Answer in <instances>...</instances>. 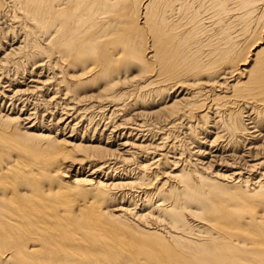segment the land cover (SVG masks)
Returning <instances> with one entry per match:
<instances>
[{
    "label": "bare ground",
    "instance_id": "6f19581e",
    "mask_svg": "<svg viewBox=\"0 0 264 264\" xmlns=\"http://www.w3.org/2000/svg\"><path fill=\"white\" fill-rule=\"evenodd\" d=\"M193 1L0 0V80L16 87L0 91V264H226L234 256L250 263L245 259L257 252L252 246L257 234L249 226L264 228V206L252 204L242 214L243 194L237 189L221 192L222 185L197 183L193 174L182 179L193 158L175 169L178 162L169 157L175 145L164 137L185 125L187 135L198 138L203 129L196 128L210 120L209 143L220 151L211 164L232 156L239 164L221 180L248 187L250 196L264 201V160L252 158L257 153L251 151L258 143L264 146V117L249 102L244 107L252 110L250 127L236 120L235 112L223 113L236 72L203 64L193 48V31L177 36L178 20H193L200 9ZM215 1L217 12L224 13L228 0ZM252 1L243 0L245 8ZM225 40L223 33L220 61L228 55L221 46ZM260 63L256 74L242 72L264 87V57ZM133 70L139 83L130 89ZM25 75L29 84L18 83ZM93 84L100 87L97 93L78 95ZM192 86L195 92L185 91ZM23 97L32 111L42 110V122L15 104L5 106ZM87 98L95 104L86 106ZM200 108L192 124L184 123ZM47 117H57L56 122L46 125ZM144 117L153 123L147 125ZM224 117L241 125L234 146L224 139L235 132L227 131ZM105 118L98 142L88 138L83 144L91 122L98 119L90 129L94 137ZM83 123L76 143L74 134ZM67 131L68 139L58 136ZM157 132L158 143L144 139ZM138 138L143 139L137 143ZM246 144L252 148L245 151ZM225 149L230 155L223 157ZM152 151L156 154L148 159ZM193 154L207 153L199 148ZM73 161L88 166L89 177L66 180ZM195 161L192 173L211 167ZM167 164L174 169L165 182L181 178V191L152 186L158 168Z\"/></svg>",
    "mask_w": 264,
    "mask_h": 264
},
{
    "label": "rangeland",
    "instance_id": "374dc122",
    "mask_svg": "<svg viewBox=\"0 0 264 264\" xmlns=\"http://www.w3.org/2000/svg\"><path fill=\"white\" fill-rule=\"evenodd\" d=\"M197 2L198 1H195V0L193 1V7H198L200 9L195 14L196 16L194 17L193 20L182 19V18H180L178 20V25H177V30H176L177 36L179 37V36H182L183 34H185L186 32L193 31L194 34H196V42L193 45V48L196 50V52H198V54H200V58H202L203 64H205V65H223V66H225V68L233 67L232 72H236V74L232 77V79H236V80L230 82V85L232 86V88H230L228 91H226V92H228V96H229L227 103L229 102L230 104L228 103V105L224 106L222 108V110H223V113H226V114H228L231 111L235 112V116H237L236 120L240 121L244 126L248 124L247 126L250 127V124L248 123L249 120H248L247 116L249 113H252V110L247 108L250 106H246V108H245L244 107L245 103L246 102L252 103L253 108H255L256 111L258 113H260V117L263 118L264 117V87L261 83L254 85V83L252 82V78H253L252 74H249L245 71L242 72V70L244 68L251 69L250 71L256 74V71L260 67V64H261L260 62L262 61V59L264 57V0H253L251 6H249L247 8H245V6L243 4V0H228L227 1L228 6H227L225 12L222 14L218 13L216 8L213 6L214 4H216L215 0H205L202 3H197ZM223 33L226 34V40L222 41L221 46L223 47L224 50H228V55H227L226 59L220 61L219 60L220 55L218 54L220 49H219L218 45H219V42L222 40ZM19 43L20 42H18V44ZM258 50H260L261 53L258 55V57H253V55ZM5 52H7V50ZM11 61H14V60H11ZM9 66H10V64H7L8 68L6 67V70L4 69L1 72L7 71V69H9ZM28 70L29 71L31 70L30 67L28 68ZM38 72H36V73H38ZM54 72H57V71H55V70L52 71L53 74H54ZM42 73H43V76L46 74L48 75L47 71H43ZM135 75L136 74L133 70V72H131L130 76H129L130 80H132V84L129 85L130 89H131V86L132 87L136 86L139 83V81L136 78L137 76L135 77ZM200 78L205 80V81L208 80L204 76H201ZM29 79H30L29 75H25V78H23L22 80L17 79V80H19V82L18 81H16V82H18V83L22 82L24 84H29L28 83ZM0 81H1V83H0L1 84L0 85V91H1L2 88H5L4 86H6L8 84H5L3 80H0ZM7 88L13 92L16 91L15 90L16 87H14V86L11 88L10 87H7ZM99 88H100L99 85L93 84L92 86L87 87L86 89H84L82 91H79L78 95L82 96L83 94L88 95L90 93H97ZM184 89H185V91L195 92L197 87L195 88L194 86H192V87H186ZM10 95H11V93H10ZM176 96H177V94H175L173 97L175 98ZM23 98H21L22 100L16 99V98H14V101L8 100L5 102V106L7 108H12V104H13V108H15L16 107L15 105H17L16 108H18L19 110H23L22 111L23 114H28V112L30 114L35 113L34 117L39 119L37 121L39 123L42 119V116H43L42 110L40 109V110H37L35 112L32 111V108H33L32 105L30 104L31 106H29V104H28L29 101H27V99H25V98H24V100H25L24 101ZM1 101L2 100L0 99V104H1ZM19 101H21V102H19ZM9 102L11 104H9ZM218 103H220L222 106L224 105L222 101H220ZM84 104L86 106L89 104H95V100H91V99L87 98L85 100ZM21 107H22V109H21ZM199 111L200 112L203 111L202 108L197 110V112L193 113V115L191 113V118H188V119L185 118L186 120L184 121V123L192 124L195 121L194 118L197 117V113ZM15 112L17 113V110ZM123 114H126V113L124 112ZM47 116H50V115L47 114ZM119 117H120V115L118 116V118ZM56 118L55 117H52V118L47 117V119L45 118L47 121L45 119L43 121H45L44 123L46 125H48L50 123V119H51L50 124H52V121L56 122ZM141 118L143 119V117H141ZM144 119L147 121V123H146L147 125L150 124V122L153 123V121H154L152 119L149 120L147 117H144ZM230 119L231 118L228 119L227 117H224V122L226 125L230 123ZM95 120L96 121L93 120L91 122V124L89 126L90 128L87 130L88 133H86V134H84V132H83L84 128L86 129V123H83V124H81V126H79L80 127L79 130L74 134L75 137H77V141H75L76 143L81 142V140H82L81 138H82L83 134H84V139H85V141L83 140L84 142H82L83 144H85L86 141L90 140L88 138H93L95 140V142H98L97 140L100 139L99 134L103 130V125H106L104 123H107V119L106 118L103 119L105 122L102 121L101 119L99 120V122L97 123L98 131L94 135V137H92L93 130H90V129L92 126L94 127V122L96 123L98 119H95ZM136 124H138V123H136ZM129 127H132V126H129ZM212 127H213V124H210V120L206 121L205 127L198 125V129L196 128V130L199 131L200 129L201 130L203 129L202 132L200 131L198 138H193L191 135H187V132H185L187 126H185V125H182V127H176L170 135H169V132L166 133V135H164L165 133L162 134V135H164L165 138H167V141H170L171 143L173 142L175 145V149H174L173 153L172 152L169 153V157H171L170 158L171 160L174 159L173 160L174 162L177 160V162L181 164L179 166V164L177 163L178 165L176 164L175 169L176 168L178 169L179 167L181 168V166L186 163V160H189V157H191V158H193L191 161L192 163L189 162L188 164H186L182 179H184V177H186V175L193 174V176L195 177L194 180L197 181V183L199 181H202L201 179H204V180L206 179L207 181H209L211 183H214V184L218 183V184L222 185L221 192L229 190L228 188H231V187H232V189L230 191L237 189L236 191H239L243 194V195H241L242 198L240 201L241 206L243 208L242 214L243 213L245 214V212H248V209L250 208L249 206H251L252 204L259 203L260 205L264 206V201L262 203L258 202L257 201L258 197L252 196V195L250 196V194L248 192H246L249 189L248 187L244 188V187L234 186L233 184H228L227 182L221 180L222 176L231 174V172L228 171L230 169V167H233V169H235V167L239 164L236 163L235 157H233V156L231 157V159L223 158L219 163L214 164L215 166L213 164H211L213 161H215V156H218L220 153L219 148H217L215 146L213 147L209 143L213 139V136L210 135L211 133L214 132ZM108 128H110V127H108ZM133 128H135V127H133ZM204 128L206 131L204 130ZM230 128H232V130L235 131V132H233L234 134L229 133V135L228 134L225 135L224 139L227 140L226 143L232 142L231 146H234V144L236 143V140H234V139L238 138L240 136L241 125L229 124V127H227L228 130L226 128H225V130L230 131ZM111 129L112 128H110V130ZM156 131H159V130L157 129ZM121 133L125 134L126 132L121 131ZM159 134L160 133L157 132V133H155V135L157 137L153 136V137L148 138L146 136V138H144V139H147V140L150 139V141L155 140L158 143L159 140L157 141V139L160 136ZM125 135L127 136L128 134L126 133ZM58 136H60V138H62V137L67 138L70 135L67 131L66 136H63L62 134H59ZM135 137H132L133 139L129 140V142L134 143ZM142 139L143 138H140L136 142L138 143V142L142 141ZM124 141H125V139L119 140V142H124ZM119 142H116L117 145H119ZM223 145H225V144H223ZM259 145H261V143H258V144H256V146H254V147H257L255 150H251L254 154H255V152L257 153V155L255 157H252V158H255V160L262 162V160H264V146L260 148ZM115 148L116 147H114L113 149H115ZM128 148H130V147L128 146L126 149H128ZM199 148L201 151H204L207 154L205 156L200 155L199 157H196V155H194L193 153H196ZM240 148L241 147H239V149ZM248 148H252V146H249L246 144L245 151ZM227 150H228V148H227ZM225 152L226 153H223V155H222L223 157L230 155L229 151L227 152L226 149H225ZM179 153H180V155H179ZM154 154H156V153H153V151L151 153H148L147 158L151 159L153 156H155ZM177 155L180 157H178ZM80 158H82V157H80ZM180 158H182V159H180ZM197 159L203 160L205 166L211 165V167L210 168L206 167V169H201V167H199L195 172L192 173V171L194 170L192 166L194 165V162H196L195 160H197ZM207 163H209V164H207ZM130 164L132 165L134 163L131 162ZM218 164H220V165H218ZM68 165L70 166V168H68V171L65 174L66 180H72L74 178L75 174L83 176L84 178L89 177V174L91 171H88V169H87L88 166H85L82 169L81 165H83V164L80 163L79 161H73V163H70ZM233 165H236V166H233ZM201 166H203V165H201ZM207 168H209V169H207ZM172 169H174V167L170 164L169 165L167 164V166L159 167L157 170L158 177L152 186L153 187L158 186L162 189H167V190L170 189L169 191H172L173 193H176V191H181L182 190V186H181L182 184L180 183V181L182 180L181 178L173 180L172 182H165V181H167L166 180L167 178H165V176H167L168 172L172 171ZM176 172H178V170H176ZM109 174L111 175L110 178L112 176L114 177L113 173H109ZM93 178H96L98 180V179H101L102 176L95 175ZM107 178H109V176H107L105 178L103 177L102 180H105ZM159 183H162V184L164 183V185L163 186L158 185ZM175 189H177V190L175 191ZM213 193H215V192L213 191ZM141 195H139V196H141ZM225 199H226V202L231 203L228 197H226ZM260 209L263 210L264 207L260 208ZM260 209H258V210H260ZM252 214L253 213H251L249 215V217L252 216ZM200 215H202V213H200ZM190 224L191 225L193 224L192 226L197 225L196 223H193V222H191ZM248 226L249 225H247V227ZM249 227L254 228V231H252V232H255V234H257L256 238H255V242L252 245L253 247H256L257 252L253 253L251 251L245 260L249 262V259H251L249 264H264V228L263 227H261V228L260 227H253V225H251ZM249 248H251V246H249ZM226 264H246V263H245V261L234 256L233 258L227 259Z\"/></svg>",
    "mask_w": 264,
    "mask_h": 264
}]
</instances>
